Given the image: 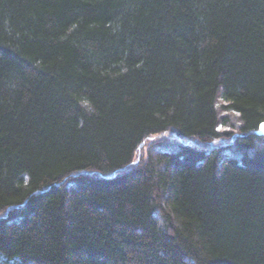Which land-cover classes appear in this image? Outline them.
Listing matches in <instances>:
<instances>
[{"label":"trees","instance_id":"1","mask_svg":"<svg viewBox=\"0 0 264 264\" xmlns=\"http://www.w3.org/2000/svg\"><path fill=\"white\" fill-rule=\"evenodd\" d=\"M263 122L264 0H0V264H264Z\"/></svg>","mask_w":264,"mask_h":264},{"label":"rangeland","instance_id":"2","mask_svg":"<svg viewBox=\"0 0 264 264\" xmlns=\"http://www.w3.org/2000/svg\"><path fill=\"white\" fill-rule=\"evenodd\" d=\"M171 135L169 134H165V135H161V136H158V137H156V138H153V140H151V141H156V140H158V141H170V139H171ZM143 156V154H141V157Z\"/></svg>","mask_w":264,"mask_h":264},{"label":"water","instance_id":"3","mask_svg":"<svg viewBox=\"0 0 264 264\" xmlns=\"http://www.w3.org/2000/svg\"><path fill=\"white\" fill-rule=\"evenodd\" d=\"M262 125H264V122L259 125L257 134L264 137V128H262Z\"/></svg>","mask_w":264,"mask_h":264},{"label":"snow or ice","instance_id":"4","mask_svg":"<svg viewBox=\"0 0 264 264\" xmlns=\"http://www.w3.org/2000/svg\"><path fill=\"white\" fill-rule=\"evenodd\" d=\"M262 128H264V125H262Z\"/></svg>","mask_w":264,"mask_h":264}]
</instances>
